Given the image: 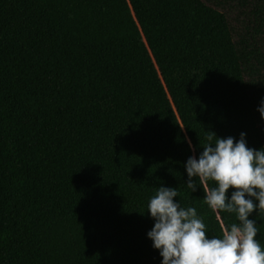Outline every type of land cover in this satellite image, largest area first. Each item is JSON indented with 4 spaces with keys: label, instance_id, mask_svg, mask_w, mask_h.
<instances>
[{
    "label": "trees",
    "instance_id": "16d2710c",
    "mask_svg": "<svg viewBox=\"0 0 264 264\" xmlns=\"http://www.w3.org/2000/svg\"><path fill=\"white\" fill-rule=\"evenodd\" d=\"M262 98L264 0H0V264H161L160 186L220 236L184 163L264 147Z\"/></svg>",
    "mask_w": 264,
    "mask_h": 264
},
{
    "label": "clouds",
    "instance_id": "9594fccd",
    "mask_svg": "<svg viewBox=\"0 0 264 264\" xmlns=\"http://www.w3.org/2000/svg\"><path fill=\"white\" fill-rule=\"evenodd\" d=\"M257 110L264 119V98ZM212 133L198 158L191 156L184 163L185 185L192 193L202 186L204 203L213 212L234 214L237 222L223 227L220 236H209L196 208L183 207L175 199L177 188L160 186L147 204L154 220L147 237L159 251L161 264H264L258 224L249 218L254 211L264 213V147H248L244 132L239 139ZM187 142L191 147V140ZM208 181L216 186L208 188ZM230 188L234 191L229 197Z\"/></svg>",
    "mask_w": 264,
    "mask_h": 264
}]
</instances>
